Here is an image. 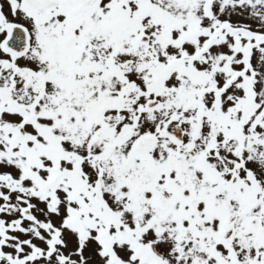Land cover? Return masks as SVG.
Returning <instances> with one entry per match:
<instances>
[{
    "label": "snow or ice",
    "instance_id": "1",
    "mask_svg": "<svg viewBox=\"0 0 264 264\" xmlns=\"http://www.w3.org/2000/svg\"><path fill=\"white\" fill-rule=\"evenodd\" d=\"M0 264H264V0H0Z\"/></svg>",
    "mask_w": 264,
    "mask_h": 264
}]
</instances>
